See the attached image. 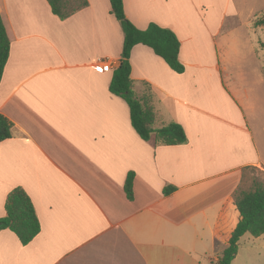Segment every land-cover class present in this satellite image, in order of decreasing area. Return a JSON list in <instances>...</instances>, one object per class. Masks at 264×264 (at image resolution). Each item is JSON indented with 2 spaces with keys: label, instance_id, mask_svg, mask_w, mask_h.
<instances>
[{
  "label": "crops",
  "instance_id": "1",
  "mask_svg": "<svg viewBox=\"0 0 264 264\" xmlns=\"http://www.w3.org/2000/svg\"><path fill=\"white\" fill-rule=\"evenodd\" d=\"M87 2L61 20L46 0H0L10 41L0 113L13 123L12 137L0 142V218L6 195L20 186L40 223L26 245L0 230V264L215 263L224 248L215 225L235 222L232 195L243 168L264 169L217 50L223 21L238 13L220 3L216 11L215 0H123L133 25L156 23L180 43L182 73L143 44L129 57L133 90L152 89L155 126L174 121L185 131L186 143L167 146L142 140L127 103L110 92L123 31L109 0ZM99 60L111 69L102 71ZM129 172L132 200L124 192ZM167 186L174 189L164 194ZM242 237L235 258L254 244Z\"/></svg>",
  "mask_w": 264,
  "mask_h": 264
},
{
  "label": "trees",
  "instance_id": "2",
  "mask_svg": "<svg viewBox=\"0 0 264 264\" xmlns=\"http://www.w3.org/2000/svg\"><path fill=\"white\" fill-rule=\"evenodd\" d=\"M51 12L63 20L86 7L87 0H46ZM110 12L119 22L123 31V45L120 54V64L113 70L109 83L112 94L121 97L127 103L132 127L142 140L153 139L159 145H179L187 142L183 127L170 121L160 127L155 126L157 114L154 106V95L148 83H144L141 94L133 90V80L130 77V52L134 45L143 44L161 57L170 69L177 73L185 70L179 60L180 43L176 34L156 23H149L146 28L139 29L125 16L123 0H109ZM264 25V17L257 19L254 26ZM10 41L0 16V80L9 56ZM13 123L0 113V142L12 137ZM254 168H243L244 171ZM133 172H129L124 183V192L128 200L133 199ZM240 184L232 195V205L235 211V222L228 228L215 225L214 236L223 243L224 248L218 260L212 264H231L237 254L238 241L244 234L259 237L264 234V177L253 178L248 188ZM174 189L167 186L163 189L168 194ZM5 215L0 218V230L8 229L15 234L22 245L29 243L40 231V223L33 203L25 190L14 187L8 192L4 202Z\"/></svg>",
  "mask_w": 264,
  "mask_h": 264
},
{
  "label": "rangeland",
  "instance_id": "3",
  "mask_svg": "<svg viewBox=\"0 0 264 264\" xmlns=\"http://www.w3.org/2000/svg\"><path fill=\"white\" fill-rule=\"evenodd\" d=\"M200 6L201 0H195ZM216 11L225 8L228 12L236 11L238 17H227L223 21L220 34L216 38L217 50L226 89L235 90L241 95L242 104L248 119L254 141L259 146L264 159V25L254 27L257 19L264 17V0H215ZM227 39V40H226ZM228 47L224 55V44ZM229 58V60H227ZM141 94V93H140ZM264 169L254 167L244 171L241 182L248 188L253 178L262 179ZM234 212L230 203L223 216V223L233 222ZM254 240V244L240 249L231 264H264V235L254 239L249 234L241 241Z\"/></svg>",
  "mask_w": 264,
  "mask_h": 264
},
{
  "label": "built area",
  "instance_id": "4",
  "mask_svg": "<svg viewBox=\"0 0 264 264\" xmlns=\"http://www.w3.org/2000/svg\"><path fill=\"white\" fill-rule=\"evenodd\" d=\"M99 64L102 71H108L109 69H111L110 61L99 60Z\"/></svg>",
  "mask_w": 264,
  "mask_h": 264
}]
</instances>
